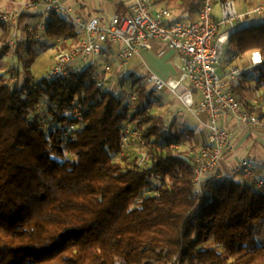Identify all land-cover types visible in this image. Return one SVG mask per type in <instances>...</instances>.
<instances>
[{
    "label": "trees",
    "instance_id": "16d2710c",
    "mask_svg": "<svg viewBox=\"0 0 264 264\" xmlns=\"http://www.w3.org/2000/svg\"><path fill=\"white\" fill-rule=\"evenodd\" d=\"M201 1L159 3L193 16ZM26 17L0 27V61L16 58L11 84L0 73V264H264V190L209 174L197 192L193 151L157 109L147 111L155 90L146 82L133 81L129 103L131 93L93 81L91 67L36 78L40 52L74 45L78 32L55 13L44 30H29ZM12 27L24 33L11 45ZM227 50L237 60L258 52L264 70V22L238 26ZM75 106L81 120L69 115ZM131 123L146 140L179 148L150 152L139 167L137 144L120 145Z\"/></svg>",
    "mask_w": 264,
    "mask_h": 264
},
{
    "label": "built area",
    "instance_id": "2783aa9c",
    "mask_svg": "<svg viewBox=\"0 0 264 264\" xmlns=\"http://www.w3.org/2000/svg\"><path fill=\"white\" fill-rule=\"evenodd\" d=\"M11 2L18 8L9 12L0 11V27L2 24H15L22 12H27L39 4L43 6V13L36 26L38 30H44L46 20L51 14L69 17L71 12L59 0ZM126 2L127 14L114 15L109 21L98 17L70 19L78 32V40L69 49H57L55 46L50 48L53 61L47 71V78H64L80 72L84 67H95L97 59L109 54L108 46L118 47L114 54L115 60L123 65L138 55L140 50L152 49L153 43L163 45L179 55L182 61L181 72L177 78L167 80L149 72L146 83L152 85L155 93L170 94L207 131L204 143L190 154L194 163L193 183L197 192L200 191L203 179L209 174L217 181L239 177L256 189L264 190V179L249 159H240L228 171L221 168L224 155L233 151L230 134L222 124L233 121L246 131L260 130L264 133V116L260 115L264 105L254 104L244 108L235 98L228 81L239 77L242 74L241 69L232 67L223 76L218 72L231 34L250 17H264V1L254 4L250 11L239 13L235 0H202L196 16L190 21L174 17L165 6L153 9L159 0ZM215 6L219 8L218 15L214 14ZM236 60L230 53L228 61ZM262 61L263 58L258 52H253L246 59L250 67H255ZM6 78L8 84L13 82L12 67L9 68ZM92 80L103 88L106 86V80L101 79L97 73L92 74ZM135 100V93L127 97L129 103ZM156 108L159 105L153 96L147 111ZM129 110L128 104L123 111L128 113ZM69 115L77 120L82 119V113L77 106L70 110ZM131 143L137 144L139 167L147 165L150 152L179 148L176 143L159 145L148 141L138 130L127 126L120 145L125 149Z\"/></svg>",
    "mask_w": 264,
    "mask_h": 264
},
{
    "label": "crops",
    "instance_id": "0c3cea01",
    "mask_svg": "<svg viewBox=\"0 0 264 264\" xmlns=\"http://www.w3.org/2000/svg\"><path fill=\"white\" fill-rule=\"evenodd\" d=\"M64 6L70 8V16L66 17L62 14H59L60 16L70 20L75 17H80L82 19H89L91 17H98L104 21H109L112 16L114 15H126L127 14V2L126 0H59ZM235 0V3L237 5L240 4V6L237 5V8H242V2L246 0ZM243 2V3H244ZM262 2L261 0H256L255 4ZM39 6L42 8L41 11H38ZM160 6H164L161 3L156 4L153 9H157ZM218 7V6H215ZM18 8L16 5H14L11 0H0V9H6L8 11H12L14 9ZM171 13L174 17L190 21L193 20V18L196 15H182L179 10L175 9V6H171ZM215 9V8H214ZM219 9V8H218ZM27 17L25 18L24 24H27V26H36L40 20L42 19V13H43V6L41 4L37 5L35 8L28 10ZM214 14L218 15V10ZM29 30H31L29 28ZM15 32L17 35H20L19 28L12 27L11 32L8 36V40L11 41L12 33ZM65 45L68 48L72 45L71 40L68 41H57L54 45L57 49L62 48V46ZM53 46V47H54ZM109 54L107 57L99 58L96 61V66L92 68L95 73L100 75L101 79L106 80V86L104 89L107 90H114L115 85L114 83L117 82V78L120 76H124V78H130L133 81L140 80L142 82H146V77L149 72H152L159 76L160 78L167 80V79H173L177 78L181 72L182 68V61L178 54L175 52L166 49L163 45L159 43H153L152 49L150 50H140L141 54L136 55L138 58H140L141 63L139 65H130V61L135 57H132L129 59L125 64L119 65V68H113L115 70L114 73L109 74V66L113 67V63L115 62V56L114 54L118 50L117 46H108ZM67 49V48H66ZM139 51V52H140ZM153 64L151 68L146 64V60ZM50 58V59H49ZM248 57H245L244 59L236 60L238 65L240 66L242 70V74L239 77H236L234 79H230L228 81L229 88L239 102L243 105L250 106L254 105L257 100V95H264V87L262 85H257L256 87L252 86V83H254L253 75L251 74V67L247 65L246 59ZM226 59V58H225ZM45 60V61H44ZM48 61V62H47ZM53 61V52L51 49H48L46 51L41 52V54L37 57L35 63L33 66H39L45 65L46 63L52 64ZM229 62V61H228ZM233 62H229L227 65L222 64L219 68V74L224 75L228 68L227 66L232 64ZM237 67V66H236ZM255 69V67H253ZM140 71H145V74H140ZM121 74V75H120ZM121 81V80H120ZM154 97L158 101L159 108H156L159 111L160 116L166 123L176 122L180 124H187L186 118L184 115H180L179 107L180 105L178 102L168 93L162 92V93H154ZM176 102V103H175ZM264 105V100H263ZM164 109V112H162ZM261 112H264V108ZM200 123V122H199ZM201 124V123H200ZM202 127H204L201 124ZM223 127L229 132L231 142L233 145V151L225 154L222 163L221 168L223 171H228L230 168H232L240 159H249L250 161L254 162V159L252 157V154L249 151H246V143L245 139L250 138L253 140V147L259 146L264 147V144L262 146L261 143L258 141L261 140L264 142V133L260 130L256 131H246L242 129L240 126H238L235 122L229 121L224 124H222ZM189 133L193 131V128L189 129L186 128ZM206 130V129H205ZM207 135V131H205ZM235 140V144L233 142ZM261 149V148H260ZM263 150V149H262ZM235 151V153H234ZM238 152V153H237ZM237 154H243L241 157L237 156ZM264 157V156H263ZM238 158V160H237ZM258 168V173L262 179H264L263 172H264V163L260 166L259 164H256Z\"/></svg>",
    "mask_w": 264,
    "mask_h": 264
},
{
    "label": "rangeland",
    "instance_id": "374dc122",
    "mask_svg": "<svg viewBox=\"0 0 264 264\" xmlns=\"http://www.w3.org/2000/svg\"><path fill=\"white\" fill-rule=\"evenodd\" d=\"M28 1V0H27ZM240 1V0H238ZM237 1V2H238ZM244 2V1H243ZM242 2V8L238 9V12H245V11H250L252 6L255 4L256 0H246L244 3ZM238 5V3H237ZM240 6V4L238 5ZM215 12H217V10L219 11L218 7H214ZM41 7L39 6L38 11H41ZM1 12H9L6 9H0ZM264 22V17H250L247 21L246 24L248 25H258ZM24 24V23H23ZM25 25V24H24ZM27 25V24H26ZM28 28H32L31 26H28ZM20 35L16 34L15 32L12 33V38H11V45L15 44L18 40H21L23 38V33L22 29L20 30ZM36 47L37 49H41L40 44L37 42L36 43ZM52 45V44H51ZM54 45V44H53ZM3 46L2 42H1V36H0V49ZM46 48H48V46H46ZM47 50V49H46ZM44 50V51H46ZM225 56L224 59L222 60V64H228V58H229V50H227V47H225ZM41 54V52H40ZM39 54V55H40ZM141 54V51L139 52V55ZM38 55V56H39ZM145 58V57H144ZM226 58V59H225ZM50 59V58H49ZM142 60V59H141ZM140 58H138L137 56H135L129 63L130 65H139L141 63ZM146 60V64L151 68V66H153L152 63H150L149 61ZM45 61V60H44ZM48 62V61H47ZM16 65V58L11 54L8 53L6 54L0 61V73L2 75V77L4 78L6 76L7 71L9 70L10 67ZM119 63L115 60V62L113 63V67L109 66V74H112L115 72V70L113 68H119ZM51 66V62L48 64L46 63L45 65H39L37 66H32L31 71L32 73L36 74V78L42 77L44 75H46L48 69ZM237 66L239 69L240 66L238 65L237 61H234L232 64L228 65L227 68L228 70L231 69L232 67ZM114 71V72H113ZM140 74H145V71H140ZM261 73L264 75V70H259L258 68L254 69L253 67H251V74L253 75L254 78V83H252L253 87H256V83H257V78H259V76L261 75ZM121 75V74H120ZM23 76H20V82H23ZM121 80V81H120ZM117 82L114 83V85L116 86L115 89L113 91H119L120 90V95L122 94H130L131 93V87L133 86V80L130 78H124V76H120L119 78H117L116 80ZM148 88H152V85H148ZM264 100V95L260 94L257 95V100L255 102V104L257 105H262ZM126 102V100L123 102V104ZM176 103V102H175ZM179 112L181 113L180 115H184V117L186 118V123L187 124H180V123H176V122H172V128L174 131L178 132L179 134H181V140L183 143V150L188 151L189 153H191L192 151H196L205 141V137H206V133H205V128L201 126V124L199 123V121L191 114L189 113L187 110L183 109L181 106L179 107ZM164 112V109L163 111ZM153 113H158V111H156L155 109H153ZM130 127L132 129L135 128V123H131ZM189 129L193 128V131L191 133H189L187 130H185L186 128ZM234 144H235V140H233ZM259 143L264 144L263 141L259 140ZM245 143H246V151H251L250 153L252 154V157L255 161L256 164H259L260 166L264 163V147H259V146H254L253 147V140L250 138H246L245 139ZM261 148V149H260ZM263 149V150H262ZM235 153V151H234ZM238 153V152H237ZM130 154V153H129ZM243 154H237V156L241 157ZM238 160V158H237ZM254 163V162H253ZM254 163V164H255ZM256 166V165H255ZM257 167V166H256ZM258 170V168H257ZM259 172V171H258ZM264 176V172L263 175Z\"/></svg>",
    "mask_w": 264,
    "mask_h": 264
}]
</instances>
